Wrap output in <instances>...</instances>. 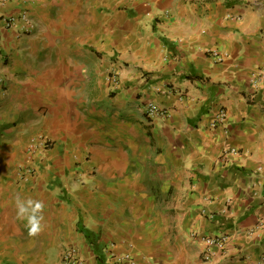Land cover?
Masks as SVG:
<instances>
[{"label":"crops","instance_id":"0c3cea01","mask_svg":"<svg viewBox=\"0 0 264 264\" xmlns=\"http://www.w3.org/2000/svg\"><path fill=\"white\" fill-rule=\"evenodd\" d=\"M259 71L264 0H0V264H264ZM17 198L43 205L35 235Z\"/></svg>","mask_w":264,"mask_h":264},{"label":"built area","instance_id":"2783aa9c","mask_svg":"<svg viewBox=\"0 0 264 264\" xmlns=\"http://www.w3.org/2000/svg\"><path fill=\"white\" fill-rule=\"evenodd\" d=\"M2 18L7 28H14L17 30V35L19 37L31 35L36 30V23L27 11H22L17 14H9L3 16ZM253 79L254 87H259V85L264 82V72L259 71L253 74ZM144 112L146 118L150 120H164L171 116V113L168 109L160 107L154 103H148L145 106ZM226 118V111L220 110L211 126L216 128L219 125H224ZM33 143H35V145L39 143L41 146H47L49 142L44 137H38L33 141ZM231 152L236 154L235 150H232ZM19 170L23 178H29L33 176L35 172V169L28 165L19 167ZM199 240L205 250L204 259L206 261H213L216 255V250H219L223 253L228 250V244L231 240V237L227 233H222L219 235H204L199 237ZM119 261H128L129 263L133 262L127 256L119 258ZM59 264H84V261L75 249H69L63 254Z\"/></svg>","mask_w":264,"mask_h":264},{"label":"clouds","instance_id":"9594fccd","mask_svg":"<svg viewBox=\"0 0 264 264\" xmlns=\"http://www.w3.org/2000/svg\"><path fill=\"white\" fill-rule=\"evenodd\" d=\"M18 208V218L25 219L27 221L26 227L30 235H35L41 229V222L43 215L40 213V209L43 205L38 201L28 200L22 201L17 198L16 201Z\"/></svg>","mask_w":264,"mask_h":264},{"label":"rangeland","instance_id":"374dc122","mask_svg":"<svg viewBox=\"0 0 264 264\" xmlns=\"http://www.w3.org/2000/svg\"><path fill=\"white\" fill-rule=\"evenodd\" d=\"M53 175L56 177L55 179H57V180H62V177H60V176H58V175H56V174H54V173H53Z\"/></svg>","mask_w":264,"mask_h":264}]
</instances>
